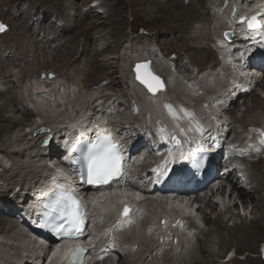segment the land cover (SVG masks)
Segmentation results:
<instances>
[{"label":"rangeland","instance_id":"rangeland-1","mask_svg":"<svg viewBox=\"0 0 264 264\" xmlns=\"http://www.w3.org/2000/svg\"><path fill=\"white\" fill-rule=\"evenodd\" d=\"M14 1H17V0H6L5 2H2V1L0 2V10L7 11V9H11V14H12V15H5L4 17L0 18V19H3V21L5 20V22H6L5 24H7V26H9V28L11 27V32H9L7 34L8 36L5 35V36L0 38V43H3V41L6 37H7L5 39L6 42L9 40L12 41V38L14 39L16 37V35H14V33H16L17 31L15 32L16 29H15L14 25L16 23L21 22V20H22L20 18L19 12H21V10L26 12V10H27L26 6L21 5L22 3L20 1H17V2H14ZM126 1L127 0H122L118 3L116 1L117 6H120L126 10L125 18L128 21L126 31L125 32H117L116 37L111 38L109 35L104 36L103 32L110 31L113 28L112 27L113 25H111L109 23H104L108 18L107 13H108V11L112 10L113 5L111 3H108L106 0H91L89 2H85L84 0H76L77 9L80 8L82 13L89 12L92 14L93 17H92V19L88 18L89 21L95 20V21L101 22V24L103 23V25H99L98 27H96V29H91V31H89V33H88V31H86L84 33L82 31H80L77 34V37L74 35L73 36L74 38L72 37L70 39V41L72 43H76L78 41L84 42L86 35L89 34L91 36L90 41H91V43H93L92 45L95 47L97 46L99 48L100 53L97 54V57H99V61L102 62V64L107 65V67L104 69V71L107 72L105 75H108L109 78L112 79L113 81L117 80L116 82L112 81V83H110L109 86L106 85L109 81L108 79H105L102 83H97L96 86H95V84H93L91 82L89 84H86V86L78 85L77 83L74 84V82L69 83V82L65 81L63 77H61L62 75H60V73L57 72L58 70H56V68H53L52 65L47 66L46 64H42V66L37 67V70L35 69L33 71V73H31L27 78H25L26 80L25 79L21 80L20 83L18 84V88H19L18 90L21 94V97L26 101L27 105L31 109L34 110L35 118L33 117L34 119L31 118V120L26 121V123L24 125H22L21 127H17L15 129L10 130L8 135L5 136V141H6V145L4 146L5 150H0V189L4 190V189H7V187L10 188V193H8V194L10 196V199L13 201V203L14 202L16 203V201L13 198V193L15 194L17 192H20V191H18V189L20 187H21L20 190H22V188L30 186L33 183L32 179H33V176H35V175H34V173L30 172L31 167L35 166L39 170H41V169H43V166H44V164H43L44 160L43 161L39 160V158L42 157V155H39L37 157H32L37 153V150L40 146V140L37 142L36 138L33 136L34 134L33 135L30 134L31 132L33 133V129L35 127L34 123H38L39 121H46V122L48 121V123H50L52 126H55V127L60 126L61 125V122H60L61 118H68V115H69V114H66L67 111H66L65 107L59 106V103L62 101L70 104L72 106V108L75 106L78 109L81 106L84 107L86 104V100L92 98V96L100 98V97H103L104 95H106V96H104L103 99L100 98L99 101H95L96 102L95 104H98V103H101V104L106 103L107 104L108 101H106V100H108V99H106V98H107V96L109 97V95L114 96L116 98L118 97L119 100L125 101V99H127L132 103L136 102L138 99L140 100L141 95L139 94V91L134 86L130 85L129 77L126 78L124 76H127V75L129 76V62L131 60L130 58L132 56H133V58H134V56H138L139 53L145 54V55L149 54L151 47L153 45H156L160 49V51L166 55L164 63H162V61L159 60V63L157 64L158 66L155 65L157 70H159L161 73L164 72L167 76H169V79L171 82V89H170V91L168 89L169 93H167L166 95L164 94L165 95L164 99L168 98V100L171 99L173 101L178 100L179 102L196 103V106L197 107L199 106V103H197V101L189 95L188 90L183 87V85L181 83V81H182L181 78L183 79L184 76L185 77L187 76V77H190V79H188V80H191V77L194 76L198 71H200L201 68H203L202 70H204L212 64V61H216L215 59H217V53H215L216 54L215 55L214 54L215 51H213V53L211 51V54L214 55L213 60L208 59V61L206 60L204 63H199L197 61H194V60H196V59L193 60L195 50L190 52L186 48V41L183 39V36H182V34L184 32L179 31L180 27L176 28V26L173 25V22L166 20L164 17H158L155 19L153 17H148V15H145L146 13L142 14V15L141 14H139V15L132 14L130 11L131 7H129V9H126V6H127ZM183 1L185 2V4H188L190 0H183ZM194 1L196 2L197 0H194ZM206 1H207V5H213V4L214 5H216V4L220 5L223 0H205V3H206ZM29 2H31L32 4H40L41 5V2H37L36 0H29ZM64 2H65L64 4H67V6H68L66 8V10H64V11H67V12H69V14L74 15L77 12V9L73 7V4L71 3L72 0H64ZM102 2H104L103 5H102ZM44 6H45V4L43 3V7ZM48 10L53 11V8H49ZM204 11L206 12L207 8L204 9ZM67 12H66V14H67ZM67 16H69V15L67 14ZM207 17H209V14L207 15ZM226 17H227V14L225 13L223 16V20ZM35 18H39V21L33 26L31 24L27 25V21H25V24H26L25 32L26 33H28V32L31 33L32 31L33 32L39 31L38 27H40L39 25L41 24L43 17H42V15L40 17V14H37L35 16ZM75 18H76V16L72 17V19H75ZM10 19H13V22L12 21L10 22ZM58 19H60V20H58ZM66 20L64 19V20H62L63 21L62 22L61 18H58V15L54 14V12H53V14L48 16V20L45 23V25H47V23L49 25H51L53 23L51 26L56 27L58 29L59 27L62 28V25L64 24V22L69 23ZM89 21H87V22H89ZM132 21H134V22H132ZM211 21H213V24L215 25L216 32H215L213 27L206 29L207 32L209 33L210 39L206 38V41H205V39L201 38V36H200L197 40L201 43L205 41L214 50V49H216L215 43L213 41L215 34H216V40L220 44L222 43L221 37H220L221 31L219 30V27H221L220 21H222V20L217 19V18L212 19V17H211ZM10 23H11V25H10ZM200 24H202V22ZM194 25L198 26V27H195L197 29L194 30L196 34L198 33L199 35H201V33H199V31L200 30L205 31L204 24L202 26H200L199 23H194ZM222 25H223V23H222ZM77 26H79V25H77ZM7 28L8 27H6V30L3 32H6ZM72 28H70V30ZM75 28H76V23H75ZM19 29H21L20 26H19ZM45 30L48 32L49 28L46 27L44 29V31ZM75 31H76V29H74V30L72 29L71 31L68 30L69 33L67 32L66 36L73 35L75 33ZM115 39H116V42L113 41ZM5 41H4V43H5ZM129 41H131V43ZM55 45H56V43L50 44V46L53 48ZM108 46L109 47L111 46V47L108 49L107 48ZM79 51H80L79 55H82V53H83L82 47L79 49ZM187 51L190 52V54H188ZM118 54L119 55L121 54L122 57L125 56V58L123 57L122 59H118ZM200 54L203 55L202 52ZM48 58L51 60V57L48 56ZM40 59H43V56H40ZM85 60L86 59H83L82 64H81L82 67L84 66L83 70H85L86 68H89L90 61L93 60V58H88L87 63L85 62ZM119 60H121V61H119ZM171 60H172V63L174 65L177 64V66H176L177 68H180L182 66V69H179L180 75H177L170 68L171 64L168 62H171ZM191 61L194 64H192ZM76 63H78V62H76ZM76 63H74V64L77 65ZM160 64H163V65H160ZM33 65L35 66V61H33ZM185 65L187 66L186 68H185ZM199 65H203V66L200 67ZM34 66L31 65L30 68H33ZM117 66L119 67L118 70H116L118 68ZM204 67H206V68H204ZM49 71L56 72L57 75H59V77H57L58 79L56 81H54L55 84H54V82L52 84H47V85H44L43 82L37 83L38 82L37 80H39L41 77L40 75L43 72L45 73V75H47V73ZM70 71L74 72L73 70H70ZM70 71H68V72H70ZM100 76H101L100 74L96 75V74L92 73V74H89L88 76L85 75V78L90 77V79L91 78L98 79V78H100ZM121 77H124V81H125V83L123 82L124 84L123 83L120 84V81H123V79ZM59 78H61V79H59ZM203 81L204 80H197L196 82L198 84L196 82L195 83L192 82V83L197 84L200 87L202 86L205 89V84L203 83ZM61 83H63V84H61ZM263 83H264V81H263ZM40 85H42L41 86L42 89L44 86V88L46 90L49 89V91L53 92L54 95L44 96L42 93L39 94L34 89H36L37 87H40ZM49 85H51V86H49ZM61 85H63L64 87ZM7 87H8V85L2 86V87L0 86V89L4 90ZM68 88H69V90H68ZM59 89H61V95L60 96L55 95ZM194 89H195V87H194ZM215 91L216 90H214V92ZM124 93H127V96H125L126 98L122 96V95H124ZM23 94L24 95L26 94L25 97ZM256 95L257 96H255V97L254 96L253 97L247 96L248 97L247 99L245 97L243 99L244 102L237 109H235L234 113H232V111H234V110L231 109V112L227 113V115L225 116V119H230V120L234 119V121L230 122V123L234 122L233 123L234 130L232 132V135L237 134V136H241L243 129H244L243 123L247 124V123L252 122V123H257V124L261 123L264 125V88L262 89V91L260 90L259 92H256ZM3 96H4V94H3ZM5 96H6V94H5ZM45 97L48 99L51 98V101L50 100L47 101L48 104L46 105L45 108H43L41 110L42 113H40V110L37 107V105H38L37 101L38 100H47ZM60 97H61V99H60ZM198 99L200 100V97H198ZM51 103H53L54 106H52ZM239 104H240V102H239ZM108 105L109 104H107V106ZM129 106H131V104L127 102L125 105V107H127V109H124L122 111L121 116L119 114V115L115 116V118L114 117L113 118L114 119H122L123 117H125V119L127 121L131 120V121H134V123L135 122L144 123V114H146V112H145L146 109L152 111V106L149 107L146 105V103H143V104L141 103V108L143 109V113L138 114L134 117L131 114L132 108L129 110ZM14 116H16L17 118H23V117L26 119L28 118L22 113H14ZM236 118H238V122H237ZM8 136H9V138L10 137L11 138L9 139ZM20 137H23V138L20 139ZM34 143H37L35 148L29 150L31 145H34ZM26 148H27L28 153L24 158H21L22 154H16L15 153V155H13V153H12V151H16L19 149H26ZM253 165H254L253 163H249L247 166L249 169V174H250L249 177H250L251 181H252V177H251L252 172L253 173L256 172V179H257L258 187L260 188L259 191L262 190V191H260L261 194L255 193V195H256L255 197L259 200L260 198H262V196H264V191H263L264 190V183L261 182L262 181L261 177L264 178V161L259 162L258 166H256V169H254ZM260 169L263 171V174L260 173ZM15 172L18 174H16ZM42 173H45V171H43ZM253 184H254V182H253ZM248 190L255 192V189L249 188ZM218 202H219V204H217L218 207H217L216 212H212V209L208 206H204L203 211H197V213H196L197 214V220H198V224L201 227V232H200V238L198 240H196L193 244V249H194L193 251H190L187 254L184 251L180 255H178V254L177 255H171V254L168 255V253H167V254H163V256L159 259L155 258L154 253H153L151 256H149L146 259V256H144V252H142V251L145 250L147 247H150L149 245H152L154 242L145 236L143 229H142V231L139 229L140 235L138 237L139 240L137 242L138 243L137 244V250L135 253L129 254L126 251V252H123L124 253L123 256L114 254L112 257L113 259H108L106 262H103L101 264H121L122 262L124 264H193L195 262V260H201V259L204 260L205 262H202V263L200 262V264H206L208 260H210L211 262L212 261L214 262L215 261L214 259H217V261L222 262L224 264H249L247 262V258L249 257V258L255 259V258H257L258 255L262 256V258H263L262 263H264V235H263V242L260 243V246L258 247V249L256 251H250V250L237 251L235 245H233L231 242L228 241L229 240L228 236L230 233L229 229L232 228L235 225V223H241V221L243 220L249 224L251 222V220L254 219L255 217H258L259 214H254V213L252 214L250 211L245 210V208L243 206V202L236 195L232 197V200H230V198H228V197L224 198L223 196H220V200H218ZM224 203H230L231 206L233 204H237V207L232 209V210H230L228 207V210L231 213L230 212L228 213L227 211H226L227 212L226 213V212H224V210H225L224 209ZM153 204L154 203L147 202L146 208H147L148 213H152V211L156 208L153 206ZM156 204L159 205V207H162L161 204H159V203H156ZM186 205H189V207H187V208H189V209L192 208L191 203L186 204ZM220 210L223 212L219 213ZM161 211L162 210H159L158 212H161ZM263 211H264V207H263ZM13 215H15V214L11 215L12 219H13ZM219 215L224 220L223 223L225 225V227L222 228L220 230V232L217 229L215 230L216 226L214 223V220ZM207 217L210 218V220L209 219L207 220ZM158 219H159V217L157 218V221H158ZM13 225L15 226L14 223H13ZM1 230H2V228H1ZM9 230L10 231H6L4 233H1V231H0V250H2L4 252V253H2V255L4 254L3 256H5L7 258V260L12 261V260H16V256L14 255L15 252L17 254V252H22V250H23V252H27V253L31 252V251L29 249L26 250L27 246H28V240H24L22 237L15 235V234H18L20 232L19 229L16 231V228L12 229V227H11V228H9ZM231 231L233 232V230H231ZM205 232H207V233H205ZM3 241L4 242L8 241L11 245L10 244H8V245L2 244ZM227 242H228V246L224 247V244ZM12 244H13V247H12ZM22 244H23V246H21ZM220 245L224 248L220 247ZM23 247L26 249H23ZM205 250H208L211 253H215L218 256H215V255L213 257L211 256L212 258L204 257ZM38 252H40V249H38V245H37V247H35V249L32 250V252L30 254L33 255V254H36ZM234 253H235V256L231 257L232 254H234ZM231 259H233V260H231ZM213 262H212V264H215ZM3 263H4V261L1 264H3ZM49 264H51V262Z\"/></svg>","mask_w":264,"mask_h":264},{"label":"bare ground","instance_id":"bare-ground-1","mask_svg":"<svg viewBox=\"0 0 264 264\" xmlns=\"http://www.w3.org/2000/svg\"><path fill=\"white\" fill-rule=\"evenodd\" d=\"M1 1L5 2L6 0H0V2ZM17 1H20L22 3L21 5L26 6L27 10L25 9L26 12L22 11V10H21V12H19L20 18L22 20H21V22L16 23L14 25V27L16 29L15 32L17 31L16 33H14V35H16V37L14 39L12 38V41L9 40L7 42L5 41V39L7 38L6 37L4 39L5 43H4V41H3L4 44L0 43V86L2 87L5 85H8V87L6 89H4V90L0 89V101H1L0 102V150H5V148H4V146L6 145L5 136L8 135L10 130L15 129L17 127H21L22 125H24L26 123V121L31 120V118H33V117L35 118L34 110L31 109L27 105L26 101L21 97V94L18 90L19 89L18 84L20 83L21 80H24L31 73H33V71L35 69L37 70V67L42 66V64H46L47 66L52 65L53 68H56V70H58L57 72H59L60 75H62L61 77H63L65 81H67L69 83L74 82V84L77 83L78 85H83V86H86V84H89L90 82L95 84V86H96L97 83H102L105 79L109 80L107 84L104 82L107 86H109V84L112 83V81H113L112 79L109 78L108 75H105L107 72H105L104 69L107 67V65L106 64L104 65V64H102V62L99 61V57H97V54L100 53L99 48L97 46L95 47L92 45L93 43H91V41H90L91 36L89 34L86 35L84 42H81V41L79 42L77 40L78 42L72 43L70 41V39L74 35L77 37V34L80 31H82L83 33L88 31V33H89V31H91V29H96V27H98L99 25H103V23L101 24V22H98L95 20L89 21V19H92V17H93L92 14L89 12L82 13L80 8L77 9L76 0H72V2H71L73 4V7L77 9V12L75 13L76 15L75 14L71 15V14H69V12L64 11L68 7L67 4H64L65 3L64 0H36L37 2H41V5L40 4H32L31 2H29V0H17ZM17 1H14V2H17ZM84 1L89 2L91 0H84ZM106 1L108 3H111L113 5V7H112L111 11H108V13H107L108 18L104 23H109V24L113 25L112 26L113 28L111 27L112 30L107 31V32H103V35L104 36L109 35L111 38H115L117 35L116 34L117 32H125L126 31V28L128 25V21L125 18L126 10L124 8L116 5V1L118 3L122 0H106ZM235 1H236V3L238 2V4H241V0H232L233 4H235ZM223 2H224V0H223ZM247 2H248V4L246 6L250 7L249 10H253L256 7L258 8L260 6V4L264 2V0H255V1H253V4L251 2H249V0H247ZM43 3L45 4L46 7L45 6L43 7ZM103 3L104 2H102V5H103ZM242 4H243V1H242ZM126 5H127L126 9H129V7H131L130 11L132 14H135V15L141 14L142 15V14L146 13L145 15H148V17H153L155 19L158 17H164L166 20L173 22V25H175L176 28L180 27L179 31L184 32L182 34V36H183V39L186 41V48L190 52L195 50L193 60L194 59H196V60H194V61H197L199 63H204L206 60L208 61V59L209 60L214 59V55L211 54V51L213 53L214 50L205 41H206V38L210 39L209 33L207 32L206 29H209L211 27V24H213V21H211V17H212V19H214V15H213V13L215 12L214 6H216L217 4L216 5H214V4L213 5H207V1L205 3V0H197L196 2L194 0H190L188 4H185V2L183 0H127ZM49 8H53V11H49L48 10ZM206 8H207V11L205 12L204 9H206ZM232 11H233L232 14H229L228 9H222V8L220 9L219 8V17H221L220 20H222V21H220L221 27L218 26L220 31L224 27H227V26H232V27L236 28L238 31H240V26H238L237 22H236L237 10H232ZM53 12H54V14L58 15V18H61V21L64 19L65 20L67 19L66 21H68L69 23L64 22V24L62 25V28L59 27L58 29L56 27L51 26L53 24L52 22H51L52 23L51 25H49L48 23H47V25H45V23L48 20V16L53 14ZM66 12L69 16H67ZM225 13L227 14V17L223 20V16ZM37 14H40V17H41V15L43 17L41 24L40 25L38 24L40 26V27H38L39 31H34V32L32 31L31 33H29V32L26 33L25 32V30H26L25 21H27V25H29V24H31L32 26L35 25L39 21V18H35V16ZM208 14H209V17H207ZM5 15H12L11 9H7V11L0 10V18L4 17ZM73 16H76V18L72 19ZM58 20H60V19H58ZM11 21L13 22V19H10V22ZM87 21H89V22H87ZM0 22L6 23L5 20L3 21V19H0ZM132 22H134V21H132ZM201 22H202V24H200ZM75 23H76V28H75ZM194 23H199L200 26H202L204 24L205 31H202V30L199 31V33H201V35H199L198 33L197 34L195 33L194 30L197 29L195 27H198V26L194 25ZM222 23H223V25H222ZM10 25H11V23H10ZM77 25H79V26H77ZM19 26L21 29H19ZM71 26L72 27L74 26V27L72 28ZM46 27L49 28L48 32L46 30L44 31V29ZM70 28H72L73 30L76 29V31L73 35L66 36L68 30L69 31L72 30V29L70 30ZM9 32H11V27L9 28V26H8L6 32H0V38L7 35ZM240 33H242V32L240 31ZM200 36H201V38L205 39V41L202 43L197 40ZM113 41L116 42V39ZM131 41H129V42L131 43ZM221 41H222V43L219 45H221L222 47L224 46L223 50L221 51V54H223V57L224 58L231 57L235 61L236 65L238 64L237 68H241L240 67L241 62L236 61V56H237V54H239V51H237V49H238L237 39H236V41L233 42L234 44H232V45H225L222 39H221ZM51 43H54V44L56 43L54 48L50 46ZM233 45H235V46H233ZM81 47H82L83 53H82V55H79V52H80L79 49ZM110 47L108 46L107 48L109 49ZM232 51H234V52H232ZM190 52H188V54H190ZM201 52L203 53V55L200 54ZM214 54H215V52H214ZM40 56H43V59H40ZM48 56L51 57V60L48 58ZM140 56H134V58L132 56L130 58L131 60L129 62V66L132 65L134 63V61H136ZM242 56L244 58L246 57L245 54H243ZM123 57L125 58V56H123ZM123 57L121 54L120 55L118 54V59H122ZM88 58H93V60L90 61L89 68H86L85 70H83L84 66L83 67L81 66L82 61H83V59H86L85 62L87 63ZM215 60L216 61H212V62L216 63L217 59H215ZM33 61H35V66L33 65ZM119 61H121V60H119ZM76 62H78V63H76ZM74 63H76L77 65H75ZM191 63L194 64L192 61H191ZM232 64L234 65V63H232ZM31 65L34 67L30 68ZM199 66L202 67L203 65H199ZM186 67L187 66L185 65V68ZM204 68H206V67H204ZM118 69H119V67L116 70H118ZM155 69H156V67L154 68V70ZM179 69H182V66ZM242 69H243L242 70L243 72L248 71V69L246 67H243ZM70 70H73L74 72H71ZM68 71H70V72H68ZM156 71L160 72L157 69H156ZM49 72H53V71H49ZM92 73H94L96 75L100 74L101 76L98 79H94V78L90 79V77L85 78V75L88 76L89 74H92ZM54 74H56V77L54 78V80L51 81L52 83L58 79L57 77H59V75H57L56 72H53V75ZM236 76H238V75H236ZM124 77L127 78L128 75L124 76ZM124 77H121L123 79V81H120V84H122L123 82L125 83ZM246 78H248V77H246ZM59 79H61V78H59ZM197 80L198 79H195V81H193V82L195 83ZM199 80H205V78H202ZM37 81H38L37 83L40 82V80H37ZM116 81L117 80H114L113 82H116ZM246 81H248V79ZM44 82H46L45 85H47L49 81H44ZM54 84H55V82H54ZM61 84H63V83H61ZM197 84H193L192 82H190V80H187V79H184L182 82L183 87L188 88L190 90V92H194L195 94H197L199 92L198 88L204 89L202 86L200 87ZM247 84L248 83H246V85ZM227 85L230 86L229 83L225 84V86H227ZM260 85L262 88H264V85H262V84H260ZM49 86H51V85H49ZM61 86H63V85H61ZM194 87H195V89H194ZM61 89H59L55 95L60 96L61 95ZM36 90L38 91V93H41L39 88H37ZM68 90H69V88H68ZM227 90H229V88L226 89L225 91H227ZM169 91H170V89H169ZM166 93H168V90L166 91ZM3 94H4V96H3ZM5 94H6V96H5ZM164 94H160L158 96V98L157 97H151V98L147 99L145 102L146 105L150 107V106L154 105L155 103L156 104H158V102L160 103L161 98L164 96ZM25 95H24V97H25ZM104 96H106V95H104ZM104 96H103V98H104ZM122 96L123 97L127 96V93H124V95H122ZM248 96H252V97L254 96L255 97L257 95H256V92L252 91L249 93ZM113 97L114 96L109 95V97L107 96V98H106L108 100L105 99L106 101H108L110 103V105H108V107L115 106L111 109V112H113V113H108L107 108L105 109L104 106L101 109H95V107L98 105L93 107V110L98 111V112L104 110L105 114L108 113V114L112 115L115 113V110L117 109L116 106L123 108V106L126 105L127 102H129V100H127V99H125V101L119 100L118 97L113 100ZM97 98H99V97H97ZM247 98L248 97H246V99ZM60 99H61V97H60ZM141 99H143V98H141ZM95 101H98V99L94 100L93 103ZM214 101L215 100H213L212 102H214ZM108 102H107V104H108ZM212 105H216V104L212 103ZM59 106L65 107V109L67 111L66 114H71L72 112L75 111V106L72 108V106L70 104L65 103L63 101L59 103ZM139 106H141V103L139 104ZM157 106L158 107H155V106L152 107V111L149 110L148 114L146 113L150 118H153L158 113L164 114L163 109L161 107V104H159ZM236 106L234 108H236ZM132 107H133L132 105L129 106V110ZM124 109H127V107H125ZM206 109H208V106H206ZM214 109H215V111L219 110V108H217V105L215 106ZM13 112L14 113H22L28 118L27 119L24 117L23 118H17L16 116H14ZM117 112H119V111H117ZM229 112L230 111H228V113ZM212 115L213 116L211 118H208L207 122H206V120L204 121L205 123L202 126V130L204 132L207 129L212 128V126H215V124L218 127L219 131H223V129L225 127H230L231 123L230 124L227 122L223 123L222 119H221L222 117H214L213 113H212ZM120 116H121V114H120ZM213 117L215 119L217 118L216 119V121H218L217 123ZM165 118H166V116H165ZM122 120L123 121H121V120L117 121L119 124L118 127H119L120 131L125 130L126 129L125 125L127 124L125 117H123ZM179 120H180L181 126L186 128V126H187L186 124L188 123L187 120H185L184 118H180ZM166 121L168 122V120H166ZM251 123H247V124L243 123V124H244V126L247 127ZM37 124L38 123H34V126H36ZM130 124H133V123H130ZM259 124H261V123H259ZM140 126H141V128H143V125H140ZM91 129H93V128L88 129L87 133ZM105 129H107V128H105ZM30 134L33 135L32 132ZM215 136H217V133H215ZM8 138H9V136H8ZM22 138L23 137H20V139H22ZM35 138H36V141L38 142L39 137H35ZM200 143H201L200 147H205V148L210 147L209 143L206 142L204 139H200ZM36 144L37 143H34V145H31L29 150L35 148ZM42 151H43L42 148L39 146L37 153L32 157H37V156L43 154ZM12 153H13V155H15V153L16 154H22L21 158H24L27 155L28 151L26 148V149H19L16 151H12ZM194 153L195 152H193V154ZM186 155H187V153H184L181 158H184ZM39 160L43 161L45 159L42 156L39 158ZM259 162H263V160L259 159L257 162H253L254 169H256V166H258ZM43 164H44V166H43V169H41V170H39L35 166L31 167L30 172L34 173V175H35V176H33V179H32L33 183H36L37 181L40 180L41 177H43V175H44V173H42L43 171H45L46 173H49L48 166L44 162H43ZM260 173L263 174V171L261 169H260ZM16 174H18V173H16ZM251 177H252V181L250 180L249 186H250V189H255V192L248 190L247 187H240V184L238 182H236L234 184V187H235L234 192H232L228 195L227 194L225 195V192H224L225 189L224 188L217 191L218 195H222V196L225 195L224 197H228V198H230V200H232L233 196H235V195L238 196V198L241 199V201L243 202V206H244L245 210L250 211L252 214L253 213L259 214V216L252 219L249 224L246 221L242 220L241 223H235V225L229 229L230 233L228 236V239H229L228 241L231 242L233 245H235L237 251H242V250L256 251L258 249V247L260 246V243L263 242V235H264V211H263L264 196H262V198L259 197L260 198L259 200L255 197L256 196L255 193L261 194L260 191H262V190L259 191L260 188L258 187V183H257V179H256V172H254V173L252 172ZM261 180H262L261 182L264 183V178L261 177ZM229 181H231V179L228 180V182ZM253 182H254V184H253ZM31 186H32V184L30 186L22 188V190L26 191L28 188L31 189ZM22 190H20V192H17L13 195L14 200H16V201L19 200L21 202V200L27 199L26 198L27 196L25 197L26 199H24V195L22 194V192H23ZM114 191H117L119 193V195H117L114 198V200H112V198H111V199H109V201L108 200L104 201L103 205H101L102 209L104 211L108 210V214H106L104 219H107L110 216L109 213H112V208L117 206L120 201L130 200L131 197L135 194L138 196H141V193L137 192L136 190H134L133 188H130V187H122L121 189L118 188L117 190H114ZM8 193H10L9 187H7V189H4V190L0 189V204H2L4 207L8 208V211H4V209H0V226H1L0 231H1V233H4L6 231H10L11 229L9 230V228H11V227H12V229L16 228V231L19 229L20 232L18 234H15V235L22 237L24 240H28L26 234L22 231L20 225L18 224V220H16L17 218H15L14 215H13V219L11 217L12 214L10 212L17 205L13 204V201L10 199V196ZM26 195H28V192L26 193ZM206 198L207 197H205V199ZM132 200H134V199H132ZM147 202H145L144 204H146ZM195 203H197V202H195ZM227 204H229L226 208V211L228 213L230 212L228 210V207L230 210L237 207V204H233L232 206L230 203H227ZM164 205L168 206V203H164ZM144 206H146V205H144ZM192 206H193V204H192ZM206 206L210 207L212 209V212L217 211V204L214 203V201L211 198H209L206 201ZM156 207H157V211L162 210V208H163V206L159 207V205H157ZM187 207H189V205H186L184 209L185 210L194 209L193 207L191 209H189ZM184 209L182 208V210L180 209V211H183ZM203 210H204L203 205H200L199 208L197 209V211H203ZM163 212H165V211H163ZM168 212L169 211H166V213H168ZM17 213H19V212H17ZM208 219L210 220V218L207 217V220ZM148 221L149 220L144 221V224H147ZM223 221L224 220L221 218L220 215L216 217V219L214 220V223L216 226L215 230L217 229L220 232V230L225 227ZM13 223L15 224V226L13 225ZM1 228H2V230H1ZM231 230H233V232ZM205 233H207V232H205ZM7 242L3 241L2 244H5V245L10 244L9 242L8 243ZM31 244H33L35 247H37V245H38V249H40V251H44L43 248L41 247V245H39L38 243H36L34 241H30V240H28L27 249L24 247H23V249H26V250L29 249L30 250L29 245H31ZM21 246H23V244ZM227 246H228V242L224 244V247H227ZM12 247H13V244H12ZM220 247H222V246L220 245ZM224 247H222V248H224ZM154 250H155L154 248H151L150 250H147V251H149L151 253ZM2 253H4V252L2 250H0V264L3 261H4L3 264H41L42 254H40L41 255V258H40V255H35V254L30 255L31 252H28L27 259L20 263V262L14 261V260H12V261L7 260V258L4 257L3 256L4 254L2 255ZM20 255H21V253L17 252L16 256L18 257ZM214 255L218 256L215 253H211L210 251L205 250L204 257L212 258ZM63 256L64 255H61V253L58 256H55L54 260L52 261L51 264H64ZM233 259H231V260H233ZM214 260L215 261L214 262L212 261V262L215 264H224L222 262L217 261V259H214ZM262 260H263V258L261 255H258L257 258H255V259L249 258V257L247 258V262L249 264H264V263H262ZM200 262L202 263L205 261L202 259L201 260H195V262L193 264H198V263L200 264ZM212 262L210 260H208L206 264H212ZM121 264H124V263L122 262Z\"/></svg>","mask_w":264,"mask_h":264},{"label":"snow or ice","instance_id":"snow-or-ice-1","mask_svg":"<svg viewBox=\"0 0 264 264\" xmlns=\"http://www.w3.org/2000/svg\"><path fill=\"white\" fill-rule=\"evenodd\" d=\"M241 23H247L250 31L264 29V24H261L257 16L242 18ZM6 30V25L0 24V32ZM228 33H225L227 36ZM136 78L144 84L148 90L155 93L161 90L164 85L158 76H155L150 70V63L137 64L135 69ZM177 144L179 141H176ZM264 142V141H262ZM87 179L88 184L104 185L108 184L114 178L121 176L122 172V157L119 154L115 144L111 142V138L105 137L100 144L92 145L88 149L87 156ZM54 212H60L68 220V226L62 229L69 236H79L82 233V228L85 220L83 210L75 197L60 192L53 203L46 205ZM129 209L125 208L124 214L127 216ZM61 229L58 227L57 231ZM83 249H77L73 253L74 264H79Z\"/></svg>","mask_w":264,"mask_h":264},{"label":"water","instance_id":"water-1","mask_svg":"<svg viewBox=\"0 0 264 264\" xmlns=\"http://www.w3.org/2000/svg\"><path fill=\"white\" fill-rule=\"evenodd\" d=\"M146 62H149L150 63V70H151V72L155 75V76H158L159 78H160V80L163 82V85L165 86V81H164V79L159 75V74H157L154 70H153V68H152V65H151V62L148 60V61H136L135 63H134V66H133V69H134V72H135V77L137 76V73H136V71H135V69H136V65L137 64H142V63H146ZM127 208V207H126ZM128 209V208H127Z\"/></svg>","mask_w":264,"mask_h":264}]
</instances>
